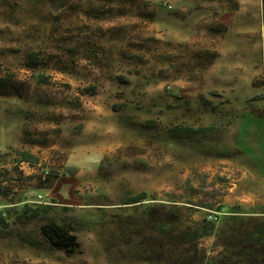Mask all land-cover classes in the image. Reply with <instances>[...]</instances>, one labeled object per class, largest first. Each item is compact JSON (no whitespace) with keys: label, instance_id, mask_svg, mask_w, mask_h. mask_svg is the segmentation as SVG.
Here are the masks:
<instances>
[{"label":"rangeland","instance_id":"obj_1","mask_svg":"<svg viewBox=\"0 0 264 264\" xmlns=\"http://www.w3.org/2000/svg\"><path fill=\"white\" fill-rule=\"evenodd\" d=\"M8 75L0 264H264V0H0Z\"/></svg>","mask_w":264,"mask_h":264},{"label":"trees","instance_id":"obj_2","mask_svg":"<svg viewBox=\"0 0 264 264\" xmlns=\"http://www.w3.org/2000/svg\"><path fill=\"white\" fill-rule=\"evenodd\" d=\"M10 77L9 75L6 76L4 79H0V82L5 84L9 83ZM178 127H174L172 130H178ZM211 128H204L203 130H210ZM190 131V130H189ZM195 132V131H190ZM17 155L20 157L22 162L26 163H36V159L32 157L28 152L21 151L17 152ZM147 195L142 193L137 196L131 197L128 199V204H135L144 199H146ZM221 208L218 209L216 212H220ZM40 233L43 237H45L49 243L59 250L64 251L67 254H72L76 247L75 238L73 235L70 234L69 230L58 226L54 223H47L40 226Z\"/></svg>","mask_w":264,"mask_h":264},{"label":"built area","instance_id":"obj_3","mask_svg":"<svg viewBox=\"0 0 264 264\" xmlns=\"http://www.w3.org/2000/svg\"><path fill=\"white\" fill-rule=\"evenodd\" d=\"M47 171H45L44 173H43V175H41V177H40V181L43 183V182H45L46 181V176H47Z\"/></svg>","mask_w":264,"mask_h":264}]
</instances>
